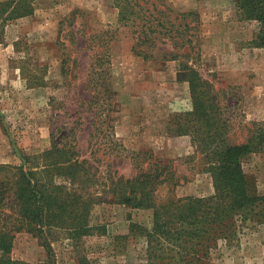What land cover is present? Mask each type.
I'll use <instances>...</instances> for the list:
<instances>
[{
  "label": "rangeland",
  "instance_id": "rangeland-1",
  "mask_svg": "<svg viewBox=\"0 0 264 264\" xmlns=\"http://www.w3.org/2000/svg\"><path fill=\"white\" fill-rule=\"evenodd\" d=\"M0 1L23 10L0 29V164L21 163L24 153L72 147L90 177L86 229L56 230L49 256L37 237L19 232L12 259L264 264V205L237 226L233 240L199 247L207 249L202 260L201 251L193 255L165 243L163 251L154 232L157 206L172 218L170 201L213 193L207 152L216 144L243 142L252 124L264 121V48L250 45L257 23L234 0H166L176 11L198 13V37L192 50L159 42L150 59L132 53L126 28L113 24L111 0ZM110 25L118 31L108 46L88 43ZM98 52L102 60L94 57ZM155 164L165 179L145 206L112 195V178L153 173ZM240 165L264 195V151L243 154Z\"/></svg>",
  "mask_w": 264,
  "mask_h": 264
},
{
  "label": "trees",
  "instance_id": "trees-1",
  "mask_svg": "<svg viewBox=\"0 0 264 264\" xmlns=\"http://www.w3.org/2000/svg\"><path fill=\"white\" fill-rule=\"evenodd\" d=\"M234 2L242 15L257 23L250 45L264 48V0ZM111 4L116 10L113 24L126 28L127 35L124 36L131 38L134 55L152 58V51L159 42L170 43L175 48L194 49L200 27L196 11H176L166 0H111ZM18 7L0 1V29L12 16L23 12H19ZM111 26V30L89 36L88 43L96 40L102 46H108L118 31ZM94 57L102 60L104 53L98 52ZM246 136L237 145L220 143L207 152L213 193L170 201L168 206L176 208L172 218L161 211L162 206H157L154 232L162 240L160 249L165 250V243L193 255L201 251L199 260L206 259L207 249L200 250L199 247L207 248L209 240L218 238L233 240L237 226L262 211L264 195L256 192L254 183L241 168L240 159L243 154L264 151V121L254 122ZM75 153L72 147L54 146L42 152L22 154L21 163L0 164V264H27L10 256L19 232L37 237L49 256L51 238L56 230L86 229L82 223L90 199L86 191L89 168L85 160L73 157ZM152 171L136 173L131 178L122 175L112 178V195L123 203L145 206L153 187L165 179H159L163 167L155 164ZM147 182L152 184L148 190L145 189ZM137 194L141 198H137ZM46 264H50L49 261Z\"/></svg>",
  "mask_w": 264,
  "mask_h": 264
}]
</instances>
